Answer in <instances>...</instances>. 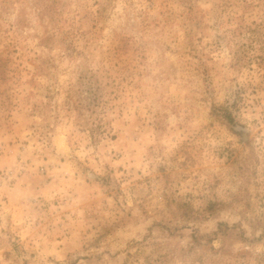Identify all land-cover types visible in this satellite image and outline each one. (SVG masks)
<instances>
[{"label": "rangeland", "instance_id": "obj_1", "mask_svg": "<svg viewBox=\"0 0 264 264\" xmlns=\"http://www.w3.org/2000/svg\"><path fill=\"white\" fill-rule=\"evenodd\" d=\"M0 264H264V0H0Z\"/></svg>", "mask_w": 264, "mask_h": 264}]
</instances>
